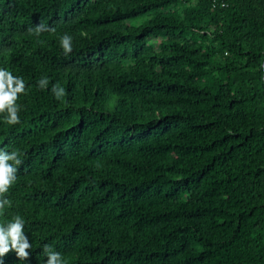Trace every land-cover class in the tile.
I'll use <instances>...</instances> for the list:
<instances>
[{"label":"trees","instance_id":"trees-1","mask_svg":"<svg viewBox=\"0 0 264 264\" xmlns=\"http://www.w3.org/2000/svg\"><path fill=\"white\" fill-rule=\"evenodd\" d=\"M263 64L264 0H0V223L32 244L5 264H264Z\"/></svg>","mask_w":264,"mask_h":264},{"label":"clouds","instance_id":"clouds-1","mask_svg":"<svg viewBox=\"0 0 264 264\" xmlns=\"http://www.w3.org/2000/svg\"><path fill=\"white\" fill-rule=\"evenodd\" d=\"M42 26H37L36 31L39 32ZM73 37L67 33L60 37V45L67 56L73 48ZM40 88H46L48 78L42 77L38 81ZM26 81L19 75H14L12 71L6 67L0 66V113L4 115L2 118L8 124H17L21 120L19 112L21 105L17 103L19 94L26 91ZM52 92L57 99L65 94L62 86L53 85ZM22 163L19 152L16 149L7 151L0 148V210L10 204L9 199L4 196L9 190L10 185L16 179L18 165ZM26 220L23 216L17 214L11 220L0 223V264H5V255L14 251L19 258H27L30 256L29 249L32 244L25 231ZM44 254L48 257L44 264H67L66 258L62 253L53 250L52 245H44Z\"/></svg>","mask_w":264,"mask_h":264},{"label":"water","instance_id":"water-1","mask_svg":"<svg viewBox=\"0 0 264 264\" xmlns=\"http://www.w3.org/2000/svg\"><path fill=\"white\" fill-rule=\"evenodd\" d=\"M263 67H264V64H263Z\"/></svg>","mask_w":264,"mask_h":264}]
</instances>
